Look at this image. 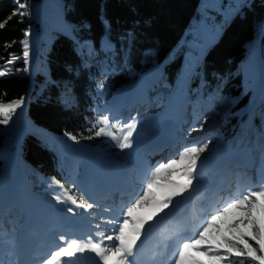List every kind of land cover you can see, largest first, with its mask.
<instances>
[{
	"label": "trees",
	"instance_id": "obj_1",
	"mask_svg": "<svg viewBox=\"0 0 264 264\" xmlns=\"http://www.w3.org/2000/svg\"><path fill=\"white\" fill-rule=\"evenodd\" d=\"M18 2L29 14L9 20ZM46 4L50 15L44 30L35 11ZM51 5L50 0H0V22L7 21L0 29V70L8 72L0 77V102L23 101L9 123L0 124V177L16 152L9 146L23 114L19 154L26 185L40 188L39 177L46 186L52 177L61 179L54 151L65 133L80 140L94 135L89 129L98 118L96 80L104 69L112 73L111 60L122 73L121 83L168 62L167 88L174 91L184 72L185 87L204 92L229 141L258 137L264 145V95L254 125L242 129L264 85V0H60ZM34 35L39 43L25 61L24 42ZM105 37L116 44V56L100 49ZM76 41L92 44L97 60L84 61Z\"/></svg>",
	"mask_w": 264,
	"mask_h": 264
},
{
	"label": "snow or ice",
	"instance_id": "obj_2",
	"mask_svg": "<svg viewBox=\"0 0 264 264\" xmlns=\"http://www.w3.org/2000/svg\"><path fill=\"white\" fill-rule=\"evenodd\" d=\"M26 9L25 3L18 2L16 10L8 19L28 15ZM6 23L7 21L0 22V29L4 28ZM27 35L28 32H25V36ZM24 48V60L27 61V42H24ZM15 59V57L9 59L7 64H12ZM7 74V70H0V77ZM22 102V99L9 103L0 102V124L7 125ZM97 124L102 127L95 131L96 136H110L117 141V146L121 150L133 147L132 138L136 131L134 118L131 123H126L119 129L120 136H116L110 130L115 126L110 125L108 115H102ZM65 135L73 142H79L76 135L71 133ZM208 146V143H204L186 147L176 158L160 163L151 170L138 197L121 212L118 224L114 220L107 221L110 224H117L112 234L103 236L100 240L91 238L86 242L71 240L53 251L43 264H68V260L63 258H72L77 253L86 251L94 253L100 264H135L138 242H141L142 236L146 237L155 226L150 222L160 217V220L156 221L159 224L170 215L165 210L177 206V198L184 197L186 193L191 195L195 191L198 164L202 155L207 152ZM157 190L162 195L158 194ZM64 196L76 208L88 211L94 207L92 202L84 198L78 200L68 192H65ZM53 199L58 203L64 202L60 195L54 196ZM144 210H149V214H141ZM233 210H236L234 214ZM67 211L76 214L71 207ZM171 238L164 237L165 240ZM64 239L63 236L60 237L61 241ZM105 240L113 243L106 245ZM232 256L242 258L239 264H245L243 258L264 264V186L256 190H246L235 198H228L203 222L194 236L179 243L173 264H231L229 257Z\"/></svg>",
	"mask_w": 264,
	"mask_h": 264
},
{
	"label": "bare ground",
	"instance_id": "obj_3",
	"mask_svg": "<svg viewBox=\"0 0 264 264\" xmlns=\"http://www.w3.org/2000/svg\"><path fill=\"white\" fill-rule=\"evenodd\" d=\"M53 5L57 6L55 4H53ZM53 5H51V6H53ZM49 11H50V9H49ZM48 19H49V17H48ZM141 89H142V83H139L137 85H134L132 87L127 88V91L131 95H135L136 93H139V91ZM123 93H125V92L122 91L121 93H119L118 96H117V99ZM131 97H130L129 101H132ZM122 100H124V99L120 98L117 101L120 102ZM156 119H158V117H156L155 120H152V121L148 122V124L146 126V128L151 131V137L155 136L162 129L160 124L155 122ZM163 130L164 129H162V131ZM180 145H181V143L178 145V147H180ZM80 147L82 148L83 151L87 150V148L85 147L84 144H80ZM97 154L100 156V155H102L104 153H102L99 150H93L92 153H88V156H89L88 159L93 160V162H91V164H90V167L92 168V171H93L92 172V180L90 182H86L85 181L83 183L81 181H79L82 184V186L84 187V190L87 192L88 197L90 199H92V200H96L95 198H98L106 190L111 189V188L113 189L115 186L123 184L122 186L125 189H127L128 185H129L128 180L122 175V172H120V170H121L120 166H117V168H116L115 165H109L106 159L99 158V156H96ZM229 161H230V159L225 162V166H227ZM200 165L201 164H198V169H200ZM91 183H93L95 185V189L94 190L90 189ZM58 187H60V186H58ZM117 188H121V187H116V189ZM194 188H195L194 192H196V193L203 191V189L201 188V185L199 184V182H194ZM227 189L231 190V188H229V187ZM157 192H158V194L162 195V193H159V190H157ZM225 194L226 193L221 195V197L224 198ZM2 198L4 199L5 196H3ZM178 199L179 198H177V200ZM6 200L7 201H5V200L1 201L3 206L7 205V202H8L9 199L6 197ZM222 201H223V199H222ZM45 208H46V206H45ZM194 208H195V205L193 206V209ZM30 209L33 210V212H34V211H36L37 208L35 206H30ZM165 211L170 213L171 212V208L168 209V210H165ZM55 212H56L57 216H59L62 220L66 221L67 224L62 225V226H67V225H69L71 223H73L74 225H73L72 228H68L66 231H63V233H65V234H57V233H53L52 232V233L46 235V237H42V239L47 240L49 242L55 241V244H53L54 250H57L59 247L65 245L66 243L70 242L71 240H74V239L77 240V241L81 240L82 237L87 232V230L89 229L90 224H91L89 222V220L85 219L86 215L84 214V215H82L80 217L74 216V218H73L72 217L73 213H70L68 211H65V212L55 211ZM110 213H112V212H110ZM141 214L147 215V214H149V210H144ZM163 215L164 214H161V216H163ZM157 220H160V217H156L150 223L152 225H155V222ZM36 222L41 223V221H37L35 219H30L29 218L27 220L28 228H30L32 226V224H34ZM59 223H58V225H59ZM85 225H87V226H85ZM146 228H148V225H146ZM154 231H155V226L152 228L151 232H149L147 234L146 237L142 236L141 242H138V247L139 246H149L150 245V240H151V237H152ZM61 236H63L65 238L63 241L60 240ZM22 240H25V241L21 242V244L23 245V247L21 249L22 250L21 252L22 253L23 252L28 253V255L30 257L31 256V252L34 250L32 248V241H30V239H28L26 237L23 238ZM164 243H166L165 240H164ZM53 248L51 247V249H53ZM51 249H49V250H51ZM139 253H140V250L138 248V251H137V254L134 257V260L138 257ZM44 254L45 253H43V252L40 253V255H42V256H44ZM80 260H81L80 264H89L88 262L85 261L82 253H80ZM42 264H43V262H42ZM93 264H100V262L94 260Z\"/></svg>",
	"mask_w": 264,
	"mask_h": 264
},
{
	"label": "rangeland",
	"instance_id": "obj_4",
	"mask_svg": "<svg viewBox=\"0 0 264 264\" xmlns=\"http://www.w3.org/2000/svg\"><path fill=\"white\" fill-rule=\"evenodd\" d=\"M50 3L53 5V4H55V5H57V6H59V4H60V0H50ZM46 9V7L44 6H39L38 8H37V10L35 11L36 13H37V15L39 16V17H42V26H43V28L44 29H48L49 28V26H48V17H49V14L48 15H45L48 11L47 10H45ZM207 32H208V35H211V30H207ZM25 42H27V45H28V47H29V50H28V52H30V50H32V48H33V46H36L38 43H39V35H34V36H31L27 41H25ZM86 45V47L88 48V53H85V56H86V58H88V59H92V58H94L95 56L92 54V52H91V46H90V44H80V46H85ZM32 46V47H31ZM82 48V47H81ZM103 48H104V50H107V51H109V52H113L114 51V46L113 45H111V46H103ZM262 64V63H261ZM153 73H155V72H153ZM145 78H147L146 79V81H148V80H150V78H153V75L151 76V75H145ZM158 79H160V77L158 78ZM145 86V84H142V88ZM142 91V89L139 91V92H141ZM260 91H264V89H261ZM123 92H125V93H123L122 95H120L119 97H118V99L117 100H119L120 98L121 99H125L126 98V96H127V94H129V95H131L130 93H128V91H127V89H125V91H123ZM134 96V95H133ZM187 98H189L188 96H184V99L183 100H186ZM181 100L180 99H178V98H176L175 99V104L173 105V107H174V109L176 110V109H178V107L180 106V104H181ZM189 103H187L186 104V107L188 108V105ZM138 109V108H137ZM140 112V110L136 113V114H138ZM191 116V117H190ZM159 118V117H158ZM192 118V119H191ZM155 120V119H154ZM195 122H197L198 123V127L196 128V130L195 131H190V132H188V134L186 133L183 137L185 138V139H187V140H193V139H196V143L198 144V145H202V144H204V143H208V150H207V152L206 153H204L203 155H202V157L201 158H203V157H205V158H208V157H210V159H212V160H214L215 162H217L218 163V160L220 159V153L221 152H219V149L217 148L218 147V145L223 141V136L221 135V133L219 132V128H220V126H222L223 125V122H221V121H219V119L218 118H210V117H201V116H199L198 114H195L194 112H190V114H189V117H188V120H187V125L188 124H190L191 123V126L189 125V127H188V130H190V128L193 126V124L195 123ZM201 140V141H200ZM87 145H89V144H87ZM103 144H101V145H99V146H101L103 149H105V147H103L102 146ZM89 146H91V145H89ZM87 148V147H86ZM82 149V148H81ZM87 150H88V148H87ZM93 150H99V151H101L102 153H104V154H102V155H96V156H99V158H103V159H106L107 160V162H108V164L109 165H115L116 166V168H117V166H120V165H118L117 163H115V162H112L111 160H109L110 159V156H109V150H107V149H105L109 154H107L104 150H102V149H100V148H93V149H90V150H88V153H92V151ZM223 151V150H222ZM233 151L234 150H232V149H228L227 150V152L228 153H233ZM112 156V155H111ZM84 156L82 155V154H79V156H77L76 157V159L79 161V160H81L82 158H83ZM117 156H112L111 158L113 159V158H116ZM87 158H89V156H87ZM221 158H224V156H222ZM74 159V158H73ZM120 169H122V167L120 166ZM16 171V169H14L13 171L11 170V172H15ZM121 171V170H120ZM123 174V173H122ZM76 176H80L79 175V171L78 172H76V174H75ZM80 181V180H79ZM78 181V182H79ZM80 183V182H79ZM73 184H75L74 182H73ZM76 185V184H75ZM123 184H120V185H118V186H115L113 189H116V187H121V188H123V186H122ZM95 189V188H94ZM93 189V190H94ZM79 191V190H78ZM80 192V194H81V196H83V192H82V190H80L79 191ZM79 194V193H78ZM56 195H59L58 193H56V194H53V196H56ZM85 195L88 197V195H87V192L85 191ZM50 197L52 198V200L53 201H55V199H53V197H52V194H50ZM89 198V197H88ZM95 199H98V198H95ZM3 200H5V201H7L6 200V198L5 199H3V198H0V202L1 201H3ZM134 200V199H133ZM9 203H11V201L10 200H8V202H7V204H9ZM57 205H59L60 207H62V208H67V205H65V203H57ZM67 211V210H66ZM62 212H65V211H62ZM236 212V210H233V214ZM115 213H116V215L114 214V216H113V219L112 220H114V221H116L117 222V224H118V221H117V219L118 218H121V215L117 212V211H115ZM100 215H102V214H100ZM230 215H232V214H230ZM87 220V219H86ZM117 224H110V223H108L107 221H101V223L99 224L101 227H103L102 228V230L101 231H103L104 233H106V236L107 235H109V231H112L115 227H116V225ZM13 226V225H12ZM14 228H15V226H13ZM83 238V237H82ZM106 245H110L111 243H113L112 241H105L104 242ZM253 243V246H255V244H254V242H252ZM233 258H237V257H234V256H232V257H229V260H231V259H233Z\"/></svg>",
	"mask_w": 264,
	"mask_h": 264
}]
</instances>
